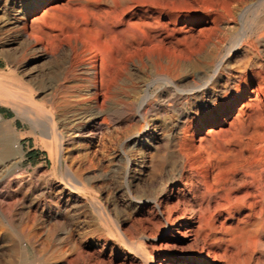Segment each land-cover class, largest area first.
Instances as JSON below:
<instances>
[{"label":"rangeland","instance_id":"1","mask_svg":"<svg viewBox=\"0 0 264 264\" xmlns=\"http://www.w3.org/2000/svg\"><path fill=\"white\" fill-rule=\"evenodd\" d=\"M39 1L0 0V264H136L121 240L155 214L156 153L183 142L224 172L235 130L264 121V82L241 70L264 0Z\"/></svg>","mask_w":264,"mask_h":264},{"label":"bare ground","instance_id":"2","mask_svg":"<svg viewBox=\"0 0 264 264\" xmlns=\"http://www.w3.org/2000/svg\"><path fill=\"white\" fill-rule=\"evenodd\" d=\"M46 1L40 0L39 5L41 3L43 7ZM259 27L257 23L256 29ZM261 29L254 38L245 41L247 50H253L255 56H249L241 70L255 68L253 73L264 82V56L261 57L264 55L261 54L264 33ZM218 67H221V61ZM215 72L207 77L212 79ZM216 76L215 80H220ZM1 100L7 102L5 97ZM230 108L231 104H228L225 111ZM49 111L38 109L34 112L49 126L54 137L60 134L62 138ZM214 121L216 118L212 116L210 123ZM202 125L200 123L198 131ZM252 125L240 124L235 130L239 139L234 144L237 150L229 151L231 157L228 153L224 159V172L219 171L224 178L215 172L218 167L215 168L211 159L203 160L201 154H191L188 146H182L183 142H166L165 150L156 153L150 178L154 183L150 182L149 196L140 197V201L151 202L155 214L153 218L145 219L147 223L141 225L138 234H125L121 240L123 249L130 253L129 258L136 264H160L154 257L159 251L161 255L167 254L168 261H174L173 264H258L256 253L258 247L264 245V121ZM80 127L83 130L87 125ZM88 127L96 129L94 124ZM1 129L0 125V133ZM0 144L1 156L12 153L8 137H1ZM60 146L59 142L58 148ZM17 153L20 156L19 149ZM166 190H169L168 194ZM173 233L180 234L183 240H192L195 247L190 245V250H171L169 241L174 237Z\"/></svg>","mask_w":264,"mask_h":264},{"label":"trees","instance_id":"3","mask_svg":"<svg viewBox=\"0 0 264 264\" xmlns=\"http://www.w3.org/2000/svg\"><path fill=\"white\" fill-rule=\"evenodd\" d=\"M9 112V111H8Z\"/></svg>","mask_w":264,"mask_h":264}]
</instances>
